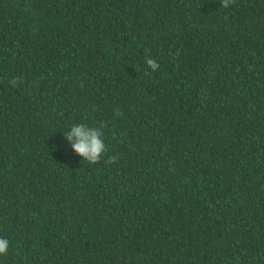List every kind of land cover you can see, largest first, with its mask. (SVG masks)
Returning a JSON list of instances; mask_svg holds the SVG:
<instances>
[{
	"label": "trees",
	"instance_id": "trees-1",
	"mask_svg": "<svg viewBox=\"0 0 264 264\" xmlns=\"http://www.w3.org/2000/svg\"><path fill=\"white\" fill-rule=\"evenodd\" d=\"M0 237V264H264V0H0Z\"/></svg>",
	"mask_w": 264,
	"mask_h": 264
},
{
	"label": "clouds",
	"instance_id": "clouds-1",
	"mask_svg": "<svg viewBox=\"0 0 264 264\" xmlns=\"http://www.w3.org/2000/svg\"><path fill=\"white\" fill-rule=\"evenodd\" d=\"M235 2L236 0H221L223 8H228L230 5L235 4ZM145 62L153 71L159 68L157 61L150 57L146 58ZM18 79H12L9 83L15 87L18 84ZM117 114L119 115V113ZM102 136L103 132L99 128L89 127L84 123L71 126L70 130L65 133L66 139L71 143L75 152L91 165L98 164L101 157L107 152V147ZM116 160L117 157L112 156L109 157L106 163H115ZM9 246V240L0 237V255H6Z\"/></svg>",
	"mask_w": 264,
	"mask_h": 264
}]
</instances>
